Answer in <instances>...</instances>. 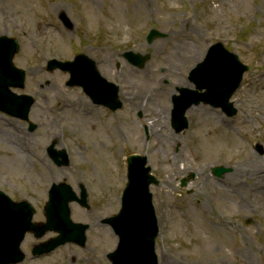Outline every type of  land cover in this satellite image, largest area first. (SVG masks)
<instances>
[{"label": "rangeland", "instance_id": "obj_1", "mask_svg": "<svg viewBox=\"0 0 264 264\" xmlns=\"http://www.w3.org/2000/svg\"><path fill=\"white\" fill-rule=\"evenodd\" d=\"M151 30L160 35L148 43ZM2 35L18 42L13 64L25 79L12 90L32 97L27 118L35 129L0 112V189L16 203L29 202L37 224L45 222L52 184L77 195L83 186L90 206L70 204L72 222L89 226L85 247L66 244L32 259V249L57 234H27L21 264H111L117 237L102 221L120 210L131 155L147 156L160 183L151 186L159 264H244L250 255L251 264H264V188L250 198L247 174L237 187L229 180L248 155L264 165V0H0ZM216 43L248 68L231 98L236 115L201 104L177 134L172 94L182 83L191 87L189 71ZM127 51L150 58L132 66L122 58ZM79 54L95 60L98 72L119 85L122 101L146 110L145 118L93 106L80 87L67 86L68 73L48 70L51 59ZM51 145L54 156L66 153L67 165L54 163ZM216 167L231 172L215 177Z\"/></svg>", "mask_w": 264, "mask_h": 264}, {"label": "water", "instance_id": "obj_2", "mask_svg": "<svg viewBox=\"0 0 264 264\" xmlns=\"http://www.w3.org/2000/svg\"><path fill=\"white\" fill-rule=\"evenodd\" d=\"M66 27H71L69 20L62 15ZM160 34L151 30L147 37L148 43ZM18 51L15 40L2 37L0 40V110L15 118L27 120L29 108L33 99L29 96H18L11 93L10 88H22L25 75L12 64L14 54ZM124 58L132 65L142 67L143 62L150 56L139 58L137 54L125 53ZM60 69L68 72L70 79L67 86H79L89 94L95 102H105L111 109L119 106L115 86L96 71L91 60L83 55L77 56L73 62L48 63V70ZM247 67L242 65L237 56L225 50L222 44L212 45L204 60L189 73V81L195 89H181L180 95L173 97V128L176 133L188 126L185 112L192 105L208 104L221 110L228 116L236 114L230 103V98L239 88ZM112 87V88H111ZM114 87V88H113ZM106 91L104 98H99V91ZM96 94V95H95ZM65 160L63 153L55 154ZM67 161H59L65 164ZM146 159L140 156L128 158L127 185L124 189L119 213L107 219L103 224L108 225L118 237L116 250L108 255L111 264H158L155 254V239L158 234V223L149 192L151 183L157 181L149 175L150 168L145 167ZM230 169L217 167L213 169L215 176H221ZM193 178V175H191ZM187 180H182L186 186ZM49 201L44 208L46 223L33 224L34 209L27 203H14L6 195L0 193V264H18L25 256L20 246L26 233H32L36 239L42 238L47 232L59 234L51 241L33 249V255L48 254L59 246L74 243L84 246L87 225L75 224L70 219L69 204L78 203L89 209L87 195L84 189L77 197L67 184H53L48 193Z\"/></svg>", "mask_w": 264, "mask_h": 264}, {"label": "bare ground", "instance_id": "obj_3", "mask_svg": "<svg viewBox=\"0 0 264 264\" xmlns=\"http://www.w3.org/2000/svg\"><path fill=\"white\" fill-rule=\"evenodd\" d=\"M191 60L193 62L195 61L194 58ZM184 85L186 84L182 83L180 86ZM172 95L175 94L173 93ZM190 111H193L194 114L197 112L191 108L187 114H189ZM229 172H231V170H229ZM244 173L247 174L245 179L252 183V185H250V198H252L254 195L258 194V188H264V165L262 166L261 158L259 159L256 155H248V158L245 160V162L237 165V167L232 172L231 178H229L234 187L239 186ZM251 260V255L248 257V260L247 258H243L244 264H247L248 262L251 264Z\"/></svg>", "mask_w": 264, "mask_h": 264}, {"label": "flooded vegetation", "instance_id": "obj_4", "mask_svg": "<svg viewBox=\"0 0 264 264\" xmlns=\"http://www.w3.org/2000/svg\"><path fill=\"white\" fill-rule=\"evenodd\" d=\"M95 61V60H94ZM98 60H97V64H98ZM96 63V62H95ZM99 66V65H98ZM119 86V85H118ZM122 95H123V93L120 91V89L118 88V91H117V96H118V99H119V101H120V104H121V106H120V108L117 110V111H115V112H112V111H110L109 109H107L105 106H101V105H97V104H95V103H93V101L88 97V96H86L88 99H89V101L93 104V106H100V107H103L102 108V110H104V111H107V112H110V113H113V114H115L116 115V113H118V112H122V111H128L129 113H133V112H136V117L138 118V119H141L142 118V116L145 118V114L147 113V111L145 110V111H143V114H142V112L141 111H137L136 109H133L132 108V106H127V104H125L124 103V101H122ZM128 98L129 97H131V96H129V95H127V94H125ZM132 97H133V94H132ZM135 107V106H134ZM136 108V107H135ZM139 110V109H138ZM170 110H172V107H171V109ZM170 118H171V112H170ZM145 134H146V136H147V141H148V144L147 145H149V143H150V141H151V139H150V137H149V135H148V131H147V128H145L144 129V131H143V135H144V137H145ZM54 149V146L53 145H51L50 147H49V149H48V151H50V150H53ZM160 184V183H159Z\"/></svg>", "mask_w": 264, "mask_h": 264}]
</instances>
